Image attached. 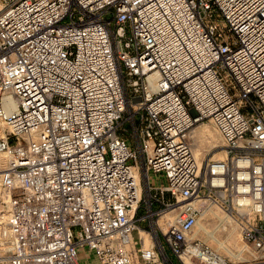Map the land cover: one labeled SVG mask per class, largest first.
I'll use <instances>...</instances> for the list:
<instances>
[{
  "label": "built area",
  "instance_id": "2783aa9c",
  "mask_svg": "<svg viewBox=\"0 0 264 264\" xmlns=\"http://www.w3.org/2000/svg\"><path fill=\"white\" fill-rule=\"evenodd\" d=\"M211 207L264 264V0H0V264H230Z\"/></svg>",
  "mask_w": 264,
  "mask_h": 264
},
{
  "label": "rangeland",
  "instance_id": "374dc122",
  "mask_svg": "<svg viewBox=\"0 0 264 264\" xmlns=\"http://www.w3.org/2000/svg\"><path fill=\"white\" fill-rule=\"evenodd\" d=\"M209 125V124H206ZM210 126V125H209ZM210 128L213 131V139L215 142L213 143H218L221 145V139L217 133V131L210 126ZM208 130L203 128V129H198L196 132V135L198 137V142H195L196 148H197V153H199V160L203 158V154L205 153L203 150V147L205 146V141L208 139ZM210 137V136H209ZM207 142V141H206ZM219 149L216 150H210L209 156L214 155V153L218 152ZM216 157H221L219 154ZM152 183H157L155 179L152 180ZM220 216H223L224 213H219ZM212 217H216V215L213 212H208L206 213L202 220L201 223L204 225V227L207 228L210 232L213 233L214 237H211L208 233L203 231V229L198 225L195 230H194V238H201L204 242L209 244L211 247L216 249L220 254H222L225 258H227L230 261V264H254V259L253 256L246 252L240 253V249L242 244L241 236L236 229L235 226H229L226 224H219L218 221L212 219ZM143 227H146L147 224H143ZM134 236L137 237V233H134ZM223 243L224 247L221 246L219 243ZM230 250L233 254L236 256L230 254L227 250ZM166 250L169 254V257L176 263L179 264L177 258L172 254L170 249L166 247ZM80 261L85 264H96L94 258L90 257L86 253H82L80 256ZM193 263V262H192ZM196 264V262H194ZM199 264V263H198Z\"/></svg>",
  "mask_w": 264,
  "mask_h": 264
},
{
  "label": "bare ground",
  "instance_id": "6f19581e",
  "mask_svg": "<svg viewBox=\"0 0 264 264\" xmlns=\"http://www.w3.org/2000/svg\"><path fill=\"white\" fill-rule=\"evenodd\" d=\"M206 124H209V123H204V124H201L198 128H196L195 130H194V132H197V130L198 129H203V128H205V129H207L209 132H208V139L206 140V141H208V140H211V141H214L215 142V140L213 139V131H212V129L210 128V126H212L211 124H209V125H206ZM216 130V129H215ZM195 135H196V133H195ZM210 136V137H209ZM197 148H196V145H195V152H196V154L198 155V157H199V153H197ZM220 155L221 157H222V155H223V153H221V151H218V152H216V153H214V155H212V157H216L217 155ZM213 212L215 215H216V217H218L219 219H220V221L221 222H223V223H220V224H226V222H227V220H226V214H224L223 216H220L219 215V213H223L220 209H218V208H216V207H211V208H209L206 212H205V214L206 213H208V212ZM204 214V215H205ZM172 215V213H167L166 214V216H171ZM202 220V219H201ZM201 220L198 222V224H197V226L199 225L202 229H203V231H205L206 233H208L211 237H214L213 236V233L212 232H210L209 230H207V228L206 227H204V225L201 223ZM196 226V227H197ZM221 246H223L224 247V245H223V243H219ZM225 248V247H224ZM226 250L230 253V254H232V255H234V256H236L235 254H233L230 250H228L227 248H226ZM245 250V245H243L242 244V246H241V249H240V253H243V251ZM187 263L188 264H194V263H192L190 260H187Z\"/></svg>",
  "mask_w": 264,
  "mask_h": 264
}]
</instances>
